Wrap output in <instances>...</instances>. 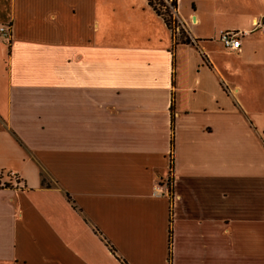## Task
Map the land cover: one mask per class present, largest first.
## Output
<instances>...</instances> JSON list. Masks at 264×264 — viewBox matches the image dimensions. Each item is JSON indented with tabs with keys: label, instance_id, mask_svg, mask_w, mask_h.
I'll return each instance as SVG.
<instances>
[{
	"label": "crops",
	"instance_id": "0c3cea01",
	"mask_svg": "<svg viewBox=\"0 0 264 264\" xmlns=\"http://www.w3.org/2000/svg\"><path fill=\"white\" fill-rule=\"evenodd\" d=\"M261 17L177 0L184 44L150 0H0V264H264Z\"/></svg>",
	"mask_w": 264,
	"mask_h": 264
},
{
	"label": "built area",
	"instance_id": "2783aa9c",
	"mask_svg": "<svg viewBox=\"0 0 264 264\" xmlns=\"http://www.w3.org/2000/svg\"><path fill=\"white\" fill-rule=\"evenodd\" d=\"M166 7H169L173 18V28L172 33L174 39L178 41L181 34L184 32L182 24L176 18V8L172 6V0H164ZM165 7V8H166ZM254 30L260 31L264 34V17L256 19L254 21ZM248 32L240 31H221L219 34V41L222 45L231 51H240L242 47V38L246 36ZM0 39L10 43L11 41V28L9 26L0 25Z\"/></svg>",
	"mask_w": 264,
	"mask_h": 264
},
{
	"label": "trees",
	"instance_id": "16d2710c",
	"mask_svg": "<svg viewBox=\"0 0 264 264\" xmlns=\"http://www.w3.org/2000/svg\"><path fill=\"white\" fill-rule=\"evenodd\" d=\"M154 2H155L154 0H150V4L154 7L155 11L160 16H162L164 18V21H165L166 25L170 28V30H172V28H173V18H172L171 12L169 10V7H166V5L164 3L155 4ZM158 5H159V7H158ZM161 6H163L164 8L166 7L165 8V13L162 12ZM172 6L174 8L177 7V0H172ZM182 35L184 37V40L181 39L180 41L182 43H184V44L190 43V40L187 37L184 36L185 35L184 32L182 33ZM171 170H172V168H171ZM1 180H2V178L0 177V183H1ZM172 182H173V180L170 178V180H169L170 189L172 188ZM5 185L8 186L7 184H5ZM170 239H171V235H170ZM171 259H172V254H171V251H170L169 259H168L169 260V263H171Z\"/></svg>",
	"mask_w": 264,
	"mask_h": 264
},
{
	"label": "rangeland",
	"instance_id": "374dc122",
	"mask_svg": "<svg viewBox=\"0 0 264 264\" xmlns=\"http://www.w3.org/2000/svg\"><path fill=\"white\" fill-rule=\"evenodd\" d=\"M154 1H155V2H154L155 4H159V3H164V4H166L164 0H154ZM158 7H159V5H158ZM161 9H162V12L165 13V8H164L163 6H161ZM184 36H185V35H184ZM185 37H186V36H185ZM178 39H179L178 41H180L181 39L184 40L183 35L181 34L180 38H178Z\"/></svg>",
	"mask_w": 264,
	"mask_h": 264
}]
</instances>
